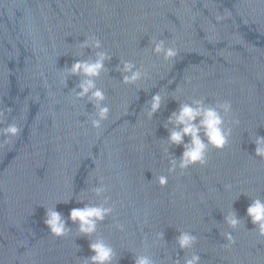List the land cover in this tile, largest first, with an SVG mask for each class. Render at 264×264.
<instances>
[{
  "label": "water",
  "instance_id": "obj_1",
  "mask_svg": "<svg viewBox=\"0 0 264 264\" xmlns=\"http://www.w3.org/2000/svg\"><path fill=\"white\" fill-rule=\"evenodd\" d=\"M93 34L112 55L108 77L97 81L111 110L100 130L90 124L93 105L69 94L79 79L64 85L59 78L93 55L78 46ZM152 37L174 42L178 56L152 55ZM120 58L142 63L148 79L122 84ZM157 93L164 99L149 121L146 107ZM173 96L229 101L239 121L224 149L209 147L205 167L183 174H169L161 149L179 109ZM0 112V129L15 123L22 130L7 142L0 135V264H78L92 255L68 216L95 201L91 189L101 184L114 213L98 234L116 249L118 264H134L145 245L157 264L182 261L191 253L176 245L178 230L197 236L192 252L200 264H264V238L250 232L246 216L247 196L264 197V161L250 141L264 137V0H0ZM183 151L168 148L176 160ZM54 204L72 230L67 237H53L44 224ZM229 206L244 227L225 248ZM157 233L164 240L154 243Z\"/></svg>",
  "mask_w": 264,
  "mask_h": 264
},
{
  "label": "clouds",
  "instance_id": "obj_2",
  "mask_svg": "<svg viewBox=\"0 0 264 264\" xmlns=\"http://www.w3.org/2000/svg\"><path fill=\"white\" fill-rule=\"evenodd\" d=\"M78 46L81 50L92 49L93 55L87 59H77L71 67L66 66L60 70V82L67 85L69 77L79 79V83L69 94L74 98V101H86L87 104L93 105L95 111L89 117L90 124L93 129L100 130L103 122L109 119L111 110L106 103V92L103 88L98 87L97 81L108 77V69L105 64L111 61L112 55L104 49L101 40L94 34L87 35L84 42ZM178 53L179 50L174 42L168 43L163 39L158 40L152 37V55L162 57L164 61H172L178 56ZM82 55L83 51L80 52L81 57ZM120 65L122 67L118 65L116 71L121 74L122 84L137 87L140 82L148 79V71L142 63L137 66L132 60L120 58ZM173 98L178 100L179 109L171 114L165 124L169 135L167 140L161 143V149L163 155L169 158V174L176 173L177 170L183 174L197 165L201 168L205 167L208 162L209 147L217 150L224 149L229 143L234 127L239 125V121L232 117V104L229 101H217L213 105H207L202 97L192 98L190 102L180 100L177 96H173ZM163 99L164 96L161 93L152 96L146 107L147 120L150 121L153 115L160 110ZM3 116L4 113L0 112V120L3 119ZM21 131L17 124L10 123L6 128L0 129V135H3L7 142L8 139L19 136ZM185 138H188V143H185ZM250 141L255 145V156L264 161V137L253 134L250 136ZM171 146L183 147L184 151L179 160L169 157L168 148ZM157 180L161 187L167 185V176L161 175ZM107 190L103 184L92 188L91 191L97 199L87 203L81 202L83 207L73 208L69 212L68 220L77 225V236L88 238L89 251L92 253L87 258L77 260L78 264H118L119 258L116 249L98 234L99 225L114 213V206L110 205V198L105 195ZM247 197L251 199V203L247 207L246 216L254 226V230L250 232H254L258 238H264V197L259 195ZM44 224L50 235L56 238L67 237L72 233V230L66 226L67 221L55 210V204L45 208ZM225 224L231 231L223 233L224 239L227 241L223 247L230 248L236 242L232 232L238 231L242 225L244 227V222L237 217L234 211L230 210L229 206L225 215ZM114 226L117 231L125 232L124 224L117 221ZM178 232L176 245L181 251L191 254H186L182 261L180 258L172 260L170 257L172 264H200V256L192 252L197 244V236L192 235L191 231L178 230ZM161 240H164L163 234L157 233L154 243ZM77 250L79 251L78 248ZM133 256L134 264H157L152 255L148 254L147 245L143 252H136Z\"/></svg>",
  "mask_w": 264,
  "mask_h": 264
}]
</instances>
